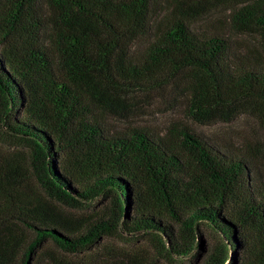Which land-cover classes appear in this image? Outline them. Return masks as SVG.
<instances>
[{
	"label": "trees",
	"instance_id": "trees-1",
	"mask_svg": "<svg viewBox=\"0 0 264 264\" xmlns=\"http://www.w3.org/2000/svg\"><path fill=\"white\" fill-rule=\"evenodd\" d=\"M150 95L187 121L108 126ZM242 114L264 130V0H0V264L185 261L206 231L202 264H264L258 153L191 126Z\"/></svg>",
	"mask_w": 264,
	"mask_h": 264
},
{
	"label": "rangeland",
	"instance_id": "rangeland-1",
	"mask_svg": "<svg viewBox=\"0 0 264 264\" xmlns=\"http://www.w3.org/2000/svg\"><path fill=\"white\" fill-rule=\"evenodd\" d=\"M248 43V42H247ZM128 115H110L108 126L111 129H124L130 126L146 127L153 132H162L175 121L186 122V113L182 108L175 107L171 99H163L156 95L141 96L127 105ZM198 132L208 136L214 142L221 145H232L233 147H252L256 156V172L264 179V130L256 121L247 115H240L229 122L214 121L210 124H192ZM8 144V145H7ZM251 144V145H248ZM9 149V150H8ZM15 150L12 144H0V153ZM16 151V150H15ZM100 205H95L94 209H99ZM216 242L214 235L210 231L203 232L201 248L195 253V258L171 262L164 258L156 248L145 238H107L99 246L96 256H86L83 264H114L126 258L128 254L141 259L143 264H202L211 250V246ZM95 251V250H94ZM57 255L62 258L59 252ZM88 255V254H87ZM76 259V258H71ZM230 264V263H227Z\"/></svg>",
	"mask_w": 264,
	"mask_h": 264
}]
</instances>
